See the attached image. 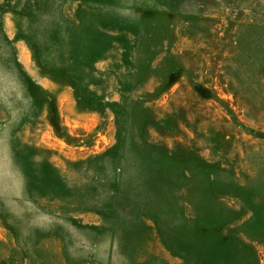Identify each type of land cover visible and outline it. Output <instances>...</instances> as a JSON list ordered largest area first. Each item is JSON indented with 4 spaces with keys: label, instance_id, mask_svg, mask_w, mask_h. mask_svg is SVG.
<instances>
[{
    "label": "rangeland",
    "instance_id": "obj_1",
    "mask_svg": "<svg viewBox=\"0 0 264 264\" xmlns=\"http://www.w3.org/2000/svg\"><path fill=\"white\" fill-rule=\"evenodd\" d=\"M0 264H264V0H0Z\"/></svg>",
    "mask_w": 264,
    "mask_h": 264
}]
</instances>
